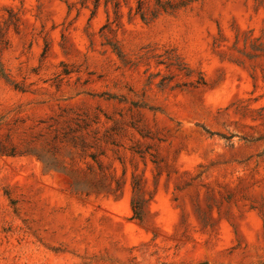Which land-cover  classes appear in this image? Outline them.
Listing matches in <instances>:
<instances>
[{
	"label": "rangeland",
	"instance_id": "374dc122",
	"mask_svg": "<svg viewBox=\"0 0 264 264\" xmlns=\"http://www.w3.org/2000/svg\"><path fill=\"white\" fill-rule=\"evenodd\" d=\"M0 264H264V0H0Z\"/></svg>",
	"mask_w": 264,
	"mask_h": 264
}]
</instances>
